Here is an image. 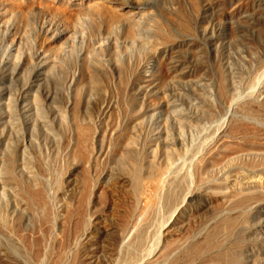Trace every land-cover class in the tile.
<instances>
[{"label": "rangeland", "instance_id": "374dc122", "mask_svg": "<svg viewBox=\"0 0 264 264\" xmlns=\"http://www.w3.org/2000/svg\"><path fill=\"white\" fill-rule=\"evenodd\" d=\"M0 264H264V0H0Z\"/></svg>", "mask_w": 264, "mask_h": 264}, {"label": "bare ground", "instance_id": "6f19581e", "mask_svg": "<svg viewBox=\"0 0 264 264\" xmlns=\"http://www.w3.org/2000/svg\"><path fill=\"white\" fill-rule=\"evenodd\" d=\"M229 105H230V104H229ZM231 106H233V104H232ZM229 109H230V107H229ZM229 109H228V111H230ZM233 110H234V109H233ZM233 110H232V111H233ZM228 111H227V112H228ZM226 114H227V113H226ZM231 119L233 120L232 122H234V119H233V118H231ZM221 122H222L223 124L229 126V124H230L229 117H228V116H225L224 119H222ZM234 123H235V122H234ZM223 124L221 125V127H220V129H219L220 131H222L221 128H222ZM236 124H240V123H237V121H236ZM242 124H243V123H242ZM242 124H240L241 127L239 126V127H240L239 129H241L240 131H242V130L244 129V128H243V125H244L245 123H244L243 125H242ZM218 125H219V123H218ZM246 126H247V127L244 126L246 129L249 128V127H248L249 125L246 124ZM223 127H224V126H223ZM236 127L238 128V126H236ZM242 128H243V129H242ZM229 129H231V127H230ZM216 130H217V129H216ZM250 130L253 131L254 129H250ZM250 130H249V131H250ZM220 131H219V132H220ZM231 131H233V133L237 132V130H236L235 128H233V127H232V130H231ZM240 131H239V132H240ZM244 131H245V130H244ZM227 132H229V131H227ZM239 132H238V133H239ZM217 133H218V131H217ZM255 136H256V135H255ZM226 138H227V137H226ZM223 139H224V137H223ZM246 139H247V138H246ZM250 139H252V137H251ZM253 140H254V139H253ZM222 141H223V140H222ZM224 141H226V139H225ZM227 141H228V140H227ZM232 142H233V141H232ZM246 142H247V141H246ZM249 142H250V141H249ZM221 143H222V142H221ZM221 143H220V144H221ZM228 143H229V142H228ZM236 143H237V142H236ZM251 143H252V142H251ZM253 143H254V142H253ZM241 144H242V143H241ZM212 145H213V144H212ZM231 145H232V144H231ZM237 145H238V144H237ZM210 146H211V145H210ZM218 146H219V145H218ZM218 146H217V148H218ZM233 146H235V145H233ZM214 147H216V146H213V148H214ZM224 147H225V144H224ZM226 147H227V146H226ZM226 147H225V149H227ZM237 147H238V146H237ZM231 148H232V147H231ZM231 148H230V149H231ZM242 148H243V144H242ZM209 149H210V148H209ZM231 150H232V149H231ZM226 151H227V150H226ZM229 151H230V150H229ZM249 151H250V150H249ZM210 152H211V151H210ZM213 152H215V151H213ZM234 152H235V151H234ZM234 152L231 151L230 153H234ZM222 154H228V153H222ZM222 154H220V155H222ZM201 156H202V155H201ZM201 156H199V157H201ZM204 156H205V155H204ZM212 156H213V155H212ZM222 156H223V155H222ZM222 156H221V157L218 156V157L222 158ZM226 156H227V155H226ZM229 156H230V155H229ZM218 157H217V158H218ZM227 157H228V156H227ZM206 158H207V157H206ZM214 158H215V157H214ZM223 158H224V156H223ZM194 159H195V157H194ZM209 159H210V158H209ZM191 160H192V158H191ZM206 160H207V159H205V158H204V159H201V158H200V159H198V160L192 161V164H191V162H190L191 165H190L189 171L192 172V173H195V175H198L199 173H201V172L203 171L202 169L204 168V166H205V164H206V163H205ZM213 160H214V159H213ZM210 162H211V161H210ZM212 162H213V161H212ZM216 163H217V162H216ZM188 165H189V164H188ZM211 166H213V165H211ZM172 167H173V166H172ZM156 168H157V167H156ZM156 168L154 167V169L157 170V172H158V168H157V169H156ZM179 168H180V166H179ZM181 168H182V167H181ZM170 170H171V168H170ZM174 170H175V169H174ZM139 171H140V169H139ZM147 171H148V170H146V172H147ZM164 171H165V170H164ZM164 171H163V172H164ZM180 171H181V170H180ZM149 172H150V171H149ZM154 172H155V171H154ZM172 172H173V171H172ZM187 172H188V171H187ZM151 173H152V172H151ZM159 173H160V172H159ZM159 173H157V174H159ZM164 173H165V172H164ZM164 173H163V174H164ZM177 173H178V171H177ZM203 173H204V172H203ZM166 174H167V171H166ZM183 174H184V173H183ZM187 174H188V173H187ZM187 174H185V175H186L185 177H189V176H187ZM190 174H191V173H190ZM142 175H145V174H142ZM159 175H161V174H159ZM195 175H194V177H195ZM155 176H156V174H155ZM170 176H171V174H170ZM183 176H184V175H183ZM162 177H163V176L161 175V177L159 176L158 179H159V178H162ZM185 177H183V178H185ZM196 177H197V176H196ZM144 178H145V177H144ZM155 178H156V177H155ZM165 178H166V177H165ZM165 178H164V179H165ZM197 178H198V177H197ZM197 178H196V179H197ZM200 178H202V177L199 176V179H200ZM150 179H151V178H150ZM158 179H157V180H158ZM164 179H163V180H164ZM180 179H181V178H180ZM192 179H193V177H192ZM202 179H203V178H202ZM202 179H201V180H202ZM142 180L145 181L144 179H142V176H141V181H142ZM154 180H155V179H154ZM166 180H167V179H165V181H166ZM184 180H185V179H184ZM188 180H189V179H188ZM205 180H206V179H205ZM138 181H139V180H138ZM149 181H150V180L148 179V182H149ZM152 181H153V180H152ZM161 181H162V180H161ZM165 181H164V182H165ZM198 181H199V180L197 179V182H198ZM153 182H154V181H153ZM157 182H158V181H157ZM162 182H163V181H162ZM178 182H179V184H180V183H181V180H180V181L178 180ZM134 183H135V182H134ZM141 183H143V182H141ZM184 183H185V182H184ZM258 183H259V181H258ZM144 184H145V183H144ZM144 184H143V185H144ZM159 184H164V183H159ZM186 184H187V183H186ZM132 185L135 186V184H132ZM137 185H140V184H137ZM255 185H256V184H255ZM159 186H161V185H159ZM180 186H181V184H180ZM183 186L185 187V184H183ZM146 187H147V186H146ZM154 187H155V186H154ZM177 187H178V186H177ZM177 187H176V188H177ZM132 188H133V187H132ZM136 188H137V187H136ZM144 188H145V187H144ZM149 188H150V187H149ZM149 188H148V189H149ZM151 188H152V187H151ZM157 188H158V187H157ZM159 188H160V187H159ZM159 188H158L157 190H159ZM139 189H141V188H139ZM152 190H153V189H152ZM180 190H181V189H180ZM135 191L137 192V189H136ZM140 191H141V193H142V190H140ZM161 191H162V188H161ZM161 191H159V192H161ZM172 191H173V190H172ZM175 191H176V190H175ZM224 191H225V190H224ZM153 192H154V191H153ZM156 192H158V191H156ZM222 192H223V191H222ZM151 193H152V192H151ZM135 194H136V193H135ZM229 194H230V193H229ZM136 195H137V194H136ZM146 195H147V194H146ZM149 195H150V194H149ZM152 195H154V194H152ZM171 195L173 196V194H171ZM144 196H145V195H144ZM147 196H148V195H147ZM174 196H175V195H174ZM174 196H173V197H174ZM136 197H137V196H136ZM154 197H155V196H154ZM181 197H182V195H181ZM159 198H160V197H159ZM161 198H162V197H161ZM171 198H172V197H171ZM171 198H170V199H171ZM174 198H175V197H174ZM183 198H184V197H183ZM183 198H181V199H183ZM176 199H177V198H176ZM137 200H138V198H137ZM137 200H136V201H137ZM154 200L156 201V199H154ZM158 200H159V199H158ZM141 202H143V201H141ZM180 202H181V201H180ZM137 203H138V202H137ZM151 203H152V202H151ZM154 204H155V202H154ZM140 205H141V204H140ZM152 205H153V204H151V206H152ZM173 205H174V204H173ZM141 206H142V205H141ZM139 207H140V206H139ZM152 207H154V206H152ZM152 207H151V208H152ZM133 208H134V207H133ZM141 208H142V207H141ZM144 208H145V207H144ZM149 208H150V206H149V204H148V209H149ZM146 209H147V208H146ZM148 209H147V211H148ZM138 210H139V208H138ZM142 210H143V209H142ZM133 211H134V210H133ZM150 211H151V210H149L148 212H150ZM148 212H147V213H148ZM138 213H139V211H138ZM138 213H136V214L138 215ZM144 213H145V212H144ZM147 213H145V214H146L145 216L148 215ZM136 214L134 215V216H136L135 218H137V215H136ZM139 214H140V213H139ZM139 216H140V215H139ZM141 216H144V215H141ZM138 218H140V221L142 222V219H143V218H142V219H141V217H138ZM132 219L134 220V218H132ZM145 220H146V219H145ZM134 221H136V220H134ZM134 221H133V223H135ZM143 221H144V220H143ZM131 222H132V221H131ZM138 223H139V221H138ZM138 223H137V225H138ZM212 223H213V222H212ZM217 223H218V221H217ZM131 226H133V224H132ZM135 226H136V225H135ZM215 226H217L216 223H215ZM209 227H210V226H209ZM211 227H212V226H211ZM213 227H214V226H213ZM131 228H132V227H131ZM131 228H130L131 231L129 230L130 232L128 231V232H129L128 234H131V232H132V229H131ZM133 228H134V227H133ZM215 228H216V227H215ZM215 228H214V229H215ZM218 228H219V227H218ZM218 228H216V229H218ZM134 229H135V228H134ZM214 229H213V230H214ZM216 229H215V230H216ZM211 230H212V229H211ZM134 231H135V230H134ZM212 232H213V231H212ZM122 233H123V232H122ZM214 233H215V232H214ZM133 234H134V233H133ZM211 234H212V233H211ZM211 234H210V235H211ZM131 235H132V234H131ZM126 236H127V234H126ZM133 236H134V235H133ZM120 237H121V236H120ZM128 237L130 238V239H129L130 242H132V240H134V239L132 238V236L128 235L127 238H128ZM139 237H141V236H139ZM208 237H209V236H208ZM125 238H126V237H125ZM127 238L125 239V242L128 241ZM183 242H184V241H183ZM180 243H181V242H180ZM178 244H179V243H177V247H178ZM190 244H191V243H190ZM190 244H189V245H190ZM136 245H137V244H136ZM144 246H146V245H144ZM185 246H186V245H185ZM135 247H136V246H135ZM186 247H187V246H186ZM192 247H193V246H192ZM122 248H123V246H122ZM124 248H125V247H124ZM124 248H123L122 250H124ZM178 248H179V247H178ZM125 249H126V248H125ZM136 249H137V248H136ZM182 249H184V248H182ZM186 249H187V248H186ZM149 250H150V249H149ZM173 250H174V249H173ZM189 250H190V249H189ZM133 251H134V250H133ZM147 251H148V249L146 250V252H147ZM187 251H188V250H187ZM135 252H136V251H135ZM178 252H179V251H178ZM181 252H182V251H181ZM184 252H185V251H184ZM191 252H192V251H191ZM191 252H190V253H191ZM121 253H122V251H121ZM136 253H137V252H136ZM136 253H135V254H136ZM188 253H189V252H188ZM122 254H123V253H122ZM181 254H182V253H181ZM184 254H185V253H184ZM162 255H163V254H162ZM166 255H167V254H166ZM177 255H178V254H176V256H177ZM179 256H181L180 253H179ZM179 256H178V257H179ZM184 256H185V255H184Z\"/></svg>", "mask_w": 264, "mask_h": 264}]
</instances>
